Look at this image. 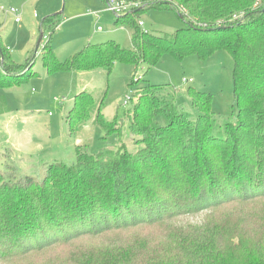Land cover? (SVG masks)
I'll return each instance as SVG.
<instances>
[{"label":"trees","instance_id":"1","mask_svg":"<svg viewBox=\"0 0 264 264\" xmlns=\"http://www.w3.org/2000/svg\"><path fill=\"white\" fill-rule=\"evenodd\" d=\"M139 2L140 7L126 14L116 13L118 22L131 27L132 48H123L115 40L89 43L61 61L49 41L42 56L47 71L103 68L110 72L116 62H123L137 73L157 65L167 52L208 58L225 49L234 61L237 121L219 123L210 111L212 96L205 91L190 88L194 102L203 99L200 114L193 118L173 97L163 98L159 90H151L164 86L147 83L150 89L137 93L138 102L129 115L132 134L142 146L136 152L124 146L90 153L78 144L74 164L49 162L42 179L26 174L12 181L0 169V261L72 248L71 243L88 236L156 226L236 201L264 198V0ZM148 8L174 10L187 26L172 34L145 31L137 17ZM60 16L56 13L41 21L43 36L53 35ZM34 59L25 65L15 63L0 32V90L29 80ZM6 109L0 106L1 112ZM90 119L107 133L120 129L117 122L104 118L102 104H97L92 92L78 89L70 110L72 131ZM170 238L183 251L191 253L198 247L197 240L192 242L196 237L180 230ZM258 252L264 261V244ZM201 256L207 263L214 262L216 248L211 246ZM158 261L155 251L146 255L141 247L119 244L107 251L71 252L48 264Z\"/></svg>","mask_w":264,"mask_h":264},{"label":"rangeland","instance_id":"2","mask_svg":"<svg viewBox=\"0 0 264 264\" xmlns=\"http://www.w3.org/2000/svg\"><path fill=\"white\" fill-rule=\"evenodd\" d=\"M133 1L141 6L139 0ZM12 8L21 11L20 22L9 13ZM61 11L60 26L53 35L46 33L37 48L41 21ZM137 21H143L141 28L154 34H172L187 26V20L167 8L145 9ZM0 28L1 40L15 63L25 65L33 57L36 62L29 80L0 90V106L8 108L0 112V169L9 180L18 181L25 174L42 179L47 164L54 160L74 164L78 144L86 146L90 153L124 146L136 152L141 145L132 134L129 115L138 102L137 93L150 89L147 83L164 86L151 90H159L163 98L173 97L193 118L200 114L203 99L194 102L190 88L205 91L212 96L210 111L219 123L237 121L234 61L225 49L215 51L208 58L197 54L179 57L167 52L157 65L139 69L137 73L134 66L123 62H116L110 72L94 68L49 73L42 62L44 46L49 41L61 61L89 43L115 40L123 48L133 47L130 25L118 22L117 14L108 8L106 0H0ZM81 88L94 94L97 104H102L104 118L117 122L118 131L107 133L92 119L72 131L70 110ZM128 97L132 100L125 105ZM177 230L196 237L192 242L197 240L198 247L191 253L179 249V243L170 238ZM71 244L75 245L4 259L0 264H48L51 259L71 252L107 251L119 244L129 245L130 249L141 247L146 255L155 251L161 260L159 264L264 262L259 259L258 252L259 245L264 244V198L247 203L236 201L156 226L88 236ZM211 246L216 248L217 257L214 262L207 263L201 252Z\"/></svg>","mask_w":264,"mask_h":264},{"label":"built area","instance_id":"3","mask_svg":"<svg viewBox=\"0 0 264 264\" xmlns=\"http://www.w3.org/2000/svg\"><path fill=\"white\" fill-rule=\"evenodd\" d=\"M138 4L133 1V0H108V8L115 12V13H123V12H129L131 10H133L135 7H137ZM9 13L13 14L15 16V20L16 22H20L21 21V11L16 9V8H12ZM96 15H98V13H94ZM140 26L143 25V21H139ZM99 30H102L101 27H99ZM184 81H188V79L184 78ZM131 99V97H128L125 101L124 104H128L129 100Z\"/></svg>","mask_w":264,"mask_h":264},{"label":"water","instance_id":"4","mask_svg":"<svg viewBox=\"0 0 264 264\" xmlns=\"http://www.w3.org/2000/svg\"><path fill=\"white\" fill-rule=\"evenodd\" d=\"M58 13H62V11H61V12H58ZM42 38H43V33H41V36H40V38H39V42H38V44H37V48L40 46V43H41V41H42Z\"/></svg>","mask_w":264,"mask_h":264},{"label":"crops","instance_id":"5","mask_svg":"<svg viewBox=\"0 0 264 264\" xmlns=\"http://www.w3.org/2000/svg\"><path fill=\"white\" fill-rule=\"evenodd\" d=\"M8 110V108L5 110V111H2V112H6ZM1 112V111H0ZM26 175V174H25Z\"/></svg>","mask_w":264,"mask_h":264}]
</instances>
